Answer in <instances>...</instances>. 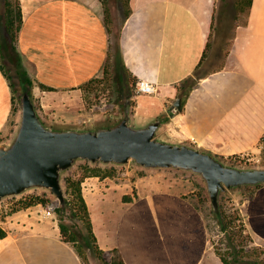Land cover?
Returning a JSON list of instances; mask_svg holds the SVG:
<instances>
[{"label": "crops", "instance_id": "crops-1", "mask_svg": "<svg viewBox=\"0 0 264 264\" xmlns=\"http://www.w3.org/2000/svg\"><path fill=\"white\" fill-rule=\"evenodd\" d=\"M100 2L20 0L23 22L14 48L31 63L35 83L64 94L79 92L80 85L100 75L114 45ZM130 4L117 35L120 64L132 78L156 86L154 93L137 96L133 113L150 115L142 119L164 117V135L222 157L254 152L264 138V0L251 1L222 64L207 71L200 70L216 0ZM189 77L195 82L180 89ZM12 96L0 69V142L13 130ZM178 97L181 109L175 105ZM144 172L151 177L87 175L81 183L104 253L117 249L124 264H223L210 248L204 217L189 192L152 176L165 171ZM40 210L29 207L10 220L0 237V264H83L52 214ZM242 213L252 234L264 240V184L243 200Z\"/></svg>", "mask_w": 264, "mask_h": 264}, {"label": "water", "instance_id": "water-1", "mask_svg": "<svg viewBox=\"0 0 264 264\" xmlns=\"http://www.w3.org/2000/svg\"><path fill=\"white\" fill-rule=\"evenodd\" d=\"M14 126L0 142V203L33 191L67 206L65 179L79 163L91 166L173 170L195 176L219 220L221 198L264 184V165L243 166L161 131L164 117L136 118L128 100L110 118L91 123L47 120L29 86L22 87ZM175 105L181 109V98Z\"/></svg>", "mask_w": 264, "mask_h": 264}, {"label": "rangeland", "instance_id": "rangeland-1", "mask_svg": "<svg viewBox=\"0 0 264 264\" xmlns=\"http://www.w3.org/2000/svg\"><path fill=\"white\" fill-rule=\"evenodd\" d=\"M4 0H0V42H1V53L2 57H0V62L4 66V69L10 75V82L13 84V93L16 100V112L18 109V99L20 95V90L22 87L27 86V84L22 85L24 80L31 79L33 84L29 86L31 93L36 101L37 107L40 109L42 114L47 120L56 121V122H67V123H95L99 120H105L111 117L116 111L120 110L125 103L126 100L129 101L131 106H134V102L136 101L137 96L139 95L135 90V84L129 92L127 86L124 82L123 72L121 69V64L119 60V55L116 51V41L118 35V29L122 22L123 16L125 14L127 6L123 4L122 0H106L105 3L108 6L110 12L111 21L109 22L110 26V35L111 40L114 43L112 45V51L110 56V66L109 71L111 73V80L107 86H102L94 98H90V101L85 100L83 97V92L80 90L69 91L62 94L61 91H56L54 89H43L33 77L32 65L28 61H24L23 58L19 56V54L15 50L16 42L12 39L11 34L5 27L4 24ZM103 1L101 0L99 4V12L102 16H104L103 11ZM238 0H216V16L214 20L213 29L208 41V47L206 53L204 55L203 66L200 71H207L210 68L218 67L222 64L223 58L227 52L229 44L231 42L232 34L234 31V27L237 22H243L246 18L247 9L238 10L234 4ZM237 14V19L234 18V14ZM103 70L98 76H104ZM193 80L185 83V88L188 87V84H191ZM184 84V83H183ZM193 84V83H192ZM62 95H64L62 97ZM92 99V102H91ZM15 112V115H16ZM147 112L140 111L137 113L136 118H148L150 115H146ZM148 114V113H147ZM14 115V117H15ZM13 117V119H14ZM251 158L248 159H240L239 162L236 163L243 166H257L264 165V138L258 144L257 149L251 153ZM228 159V158H227ZM233 162L232 160L228 159ZM235 163V162H233ZM82 163L78 164V167L75 171L70 172L69 175L76 172L79 166ZM117 170L114 175L122 179L136 180L145 175V177H151V174L135 168H121L116 167ZM152 176H158L154 179L159 181L171 183L173 188L183 191H192L195 187V184L198 183L202 188V184L199 180L193 176L188 175L179 171H165L162 174H152ZM247 188V187H245ZM245 188H239L236 190H232L229 194H223L221 198V202L223 197L229 196L231 197V202L234 203V206L238 207L239 212L243 217V221L245 222L246 230L245 235H247L246 245H245V256H238V258H245L249 261L250 264H257L254 262L257 259L258 264H264V240L258 238L249 230L245 216L242 213V199L241 192ZM203 193L205 194L204 188ZM31 195H46L48 201L45 203H35L25 208H21L17 211L11 212L14 207L20 206V199L27 198ZM206 196V194H205ZM207 199V197H206ZM39 206L41 210L39 211L44 216L48 214H52V219H55L58 223L59 216L56 213L55 209L59 207L58 200L51 199L50 196L46 192L42 191H33L30 193H26L20 197L7 198L3 202L0 203V225H2L5 229H8L10 224V220L14 219L13 217L17 213H23L29 207ZM207 206L210 211L211 208L207 201ZM214 221H218L212 212ZM215 221V222H216ZM211 229L209 232L210 237V248L215 252V246L217 245H226L227 238L224 233L220 232L218 226L215 225L210 218ZM216 253V252H215ZM86 254L88 256L87 264H103V261L100 260L96 254L90 250H86ZM112 253L105 254V259H110ZM245 260V261H246ZM244 261L239 262L238 264H244Z\"/></svg>", "mask_w": 264, "mask_h": 264}, {"label": "trees", "instance_id": "trees-1", "mask_svg": "<svg viewBox=\"0 0 264 264\" xmlns=\"http://www.w3.org/2000/svg\"><path fill=\"white\" fill-rule=\"evenodd\" d=\"M106 0L103 1V11H104V20L108 27L109 32L110 26L109 22L111 21L110 12L108 6L105 3ZM252 0H238L235 2L234 6L238 10H243L246 8L248 10L249 6L251 5ZM4 24L8 32L11 34L12 39L16 42L19 31L21 29V25L23 22V13L20 4V0H4ZM123 4L127 6L125 14L123 16L126 17L131 11V4L130 0H122ZM237 14H234V18L237 19ZM0 57H2L1 53V42H0ZM110 58L107 59L106 64L103 68L104 76H96L92 79L88 80L87 82L80 85V88L83 92V97L85 100L90 101V98L96 97L98 90L102 86H107L110 82L111 73L109 71L110 66ZM0 69L4 73V75L10 81V75L4 69V66L0 62ZM124 77L125 85L127 86L129 92H131L134 84L138 80L132 78V76L127 72L125 67L122 65L121 67ZM193 77H189L183 81V86L185 83L193 80L192 83L195 82ZM191 84H188V87H191ZM27 84V86H31L33 81L31 79L24 80L22 85ZM43 89H53L52 87H48L42 84H39ZM10 87L13 89V84L10 82ZM92 102V99H91ZM135 104V102H134ZM16 100L13 93L12 96V112L10 118V124L13 123V117L16 112ZM3 139V136L0 135V141ZM228 159L232 160L235 163H241L239 155H232L227 157ZM117 168L116 167H100L98 165L91 166L87 162L82 163L78 170L71 175H68L65 179L66 183V191L68 193V203L67 206L64 207H57L55 209L56 213L59 216L58 226L60 229V233L62 239L68 243H70L78 255L80 256L82 263L87 264L88 256L86 254V250H90L96 254V256L103 261V264H124L120 254L118 253L117 249L111 250V257L110 259H105L104 257V250L99 246L96 236L93 232L92 222L88 210L87 203L84 199L82 193V186L81 183L84 180V177L87 175H99V176H112L115 174ZM144 172V171H138ZM256 187H247L243 189L241 192L242 199L248 198L252 195ZM191 199L194 205L201 211L206 227L208 232H210L211 225H210V218L215 225L218 226L220 232L224 233L227 238L226 245L215 246V252L219 256L220 260L223 264H238L241 261H244V264H250L248 260L245 258H238V256H245V245L247 235H245V222L243 221V217L238 210V207L234 206V203L231 202V197L225 196L221 202V210L219 212V220L214 221L212 211L209 210L207 206V199L205 194L203 193V188L196 183L195 187L192 191L187 193L186 195ZM130 196L124 195V199H129ZM48 201L46 195H31L27 198L20 199L19 203L20 206L14 207L11 212L17 211L21 208L28 207L35 203H45ZM7 234L6 229L0 225V237H5ZM211 245V244H210ZM246 260V261H245ZM255 263L258 264V260H254Z\"/></svg>", "mask_w": 264, "mask_h": 264}, {"label": "built area", "instance_id": "built-area-1", "mask_svg": "<svg viewBox=\"0 0 264 264\" xmlns=\"http://www.w3.org/2000/svg\"><path fill=\"white\" fill-rule=\"evenodd\" d=\"M135 90L138 94H151L156 91V86L152 81L139 79L135 84ZM251 153H242L239 155L241 159H250Z\"/></svg>", "mask_w": 264, "mask_h": 264}]
</instances>
